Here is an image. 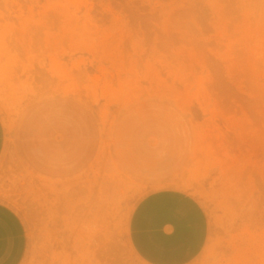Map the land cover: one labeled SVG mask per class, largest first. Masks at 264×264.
<instances>
[{"label":"rangeland","instance_id":"obj_1","mask_svg":"<svg viewBox=\"0 0 264 264\" xmlns=\"http://www.w3.org/2000/svg\"><path fill=\"white\" fill-rule=\"evenodd\" d=\"M0 118L22 264H144L163 187L209 214L197 264H264V0H0Z\"/></svg>","mask_w":264,"mask_h":264},{"label":"crops","instance_id":"obj_2","mask_svg":"<svg viewBox=\"0 0 264 264\" xmlns=\"http://www.w3.org/2000/svg\"><path fill=\"white\" fill-rule=\"evenodd\" d=\"M6 128L0 118V158ZM211 220L192 192L163 187L146 193L129 223V244L144 264H197L211 245ZM28 249L20 214L0 201V264H22Z\"/></svg>","mask_w":264,"mask_h":264}]
</instances>
